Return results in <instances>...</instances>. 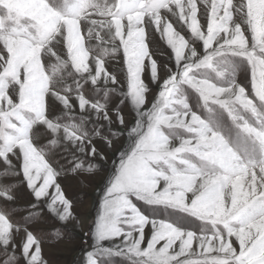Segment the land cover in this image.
I'll use <instances>...</instances> for the list:
<instances>
[{"label": "snow or ice", "instance_id": "1", "mask_svg": "<svg viewBox=\"0 0 264 264\" xmlns=\"http://www.w3.org/2000/svg\"><path fill=\"white\" fill-rule=\"evenodd\" d=\"M65 247L264 264V0H0V264Z\"/></svg>", "mask_w": 264, "mask_h": 264}, {"label": "rangeland", "instance_id": "2", "mask_svg": "<svg viewBox=\"0 0 264 264\" xmlns=\"http://www.w3.org/2000/svg\"><path fill=\"white\" fill-rule=\"evenodd\" d=\"M154 46H159L162 48V42L159 40L158 35L155 37ZM96 183L98 184L99 181H96ZM73 190H75V188ZM95 200L96 197L94 195V189H92L89 192L88 201L87 204L85 205L86 211L89 216L95 215V211H96L94 207ZM50 255H52L53 258L59 260L60 264H72V261L80 256V249L79 247L76 249H72L71 247H65L60 250H52L50 252Z\"/></svg>", "mask_w": 264, "mask_h": 264}]
</instances>
